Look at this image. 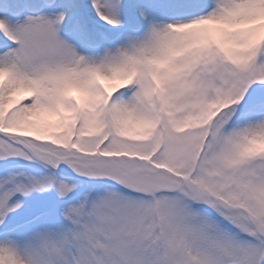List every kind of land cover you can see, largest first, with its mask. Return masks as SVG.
<instances>
[{
	"label": "snow or ice",
	"instance_id": "6c2138e0",
	"mask_svg": "<svg viewBox=\"0 0 264 264\" xmlns=\"http://www.w3.org/2000/svg\"><path fill=\"white\" fill-rule=\"evenodd\" d=\"M0 264H264V0H0Z\"/></svg>",
	"mask_w": 264,
	"mask_h": 264
}]
</instances>
